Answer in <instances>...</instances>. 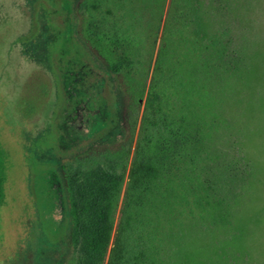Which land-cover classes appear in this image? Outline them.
<instances>
[{
  "label": "rangeland",
  "instance_id": "1",
  "mask_svg": "<svg viewBox=\"0 0 264 264\" xmlns=\"http://www.w3.org/2000/svg\"><path fill=\"white\" fill-rule=\"evenodd\" d=\"M71 1L75 39L66 44L63 30H55L58 23L45 12L48 0H0V154L7 178L0 264H79L68 182L112 164L124 183L107 264L156 68L162 61L163 75L173 76L181 54L193 51L194 61L219 31L232 57L228 71H201L198 82L208 90L197 95L199 106L196 100L191 106L198 115L193 123L210 124L204 148L217 205L198 227L186 220L171 242L172 262L264 264V0ZM85 1L93 6L83 8ZM51 34L54 44L48 47ZM119 37L129 44L127 63L114 44ZM79 49L100 72L113 62L123 65L113 79L118 116L110 134L98 121L81 131L76 124L67 132L62 127L67 102L56 71L66 69ZM210 216L215 219L209 222Z\"/></svg>",
  "mask_w": 264,
  "mask_h": 264
},
{
  "label": "trees",
  "instance_id": "2",
  "mask_svg": "<svg viewBox=\"0 0 264 264\" xmlns=\"http://www.w3.org/2000/svg\"><path fill=\"white\" fill-rule=\"evenodd\" d=\"M88 2L85 1L82 7L88 9L92 5ZM45 12L58 23L55 30H63L65 43H71L75 39L72 1L48 0ZM181 18L183 23L184 17ZM220 32L210 41L211 47L194 55V61L191 58L193 51L190 55L187 52L181 54L173 76L163 75L162 61L156 68L159 74L152 86V97L107 264H173V237L181 235L186 220L198 227L205 221L203 217L208 208L214 209L217 205V186L207 173L209 159L204 148L210 124L205 121L201 122L203 126L200 122L193 123V118L198 122V115L191 106H199L197 95L208 90L207 85L198 82L201 71L209 76L228 71L227 63L232 57L226 47L229 45L220 39ZM53 38L51 34L48 47L54 44ZM106 39L111 41L112 38L106 36ZM116 40L114 38L115 47L118 45L122 50L119 59L127 63L129 53L125 49L129 44L125 38ZM111 53L117 55L116 49ZM205 53H208L207 57H203ZM77 54L66 69L56 71L67 102L62 127L67 132L71 130L70 125L76 124L81 131L89 121H98L100 130L110 134V127L117 125L118 116L114 110L116 100L112 97L113 79L123 65L113 62L109 71L100 72L80 49ZM76 139L74 137L72 144L77 142ZM6 179L5 160L0 154V208L5 199ZM55 181L59 193L57 178ZM123 183L124 176L119 175L112 164L69 180L71 242L80 256L79 264H105ZM214 219L210 216L206 220Z\"/></svg>",
  "mask_w": 264,
  "mask_h": 264
}]
</instances>
